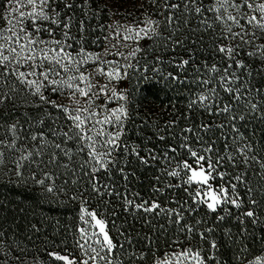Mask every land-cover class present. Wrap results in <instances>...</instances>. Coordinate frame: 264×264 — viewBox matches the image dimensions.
I'll return each mask as SVG.
<instances>
[{"label": "snow or ice", "instance_id": "1", "mask_svg": "<svg viewBox=\"0 0 264 264\" xmlns=\"http://www.w3.org/2000/svg\"><path fill=\"white\" fill-rule=\"evenodd\" d=\"M145 7L152 11L144 12ZM139 9L141 18L128 24L100 23L91 29L106 33L94 41L107 42L101 55L84 47L85 36L90 30L89 18L102 19L103 14L112 11V0H8L0 17L5 23L0 27V105L7 106L12 101L14 106L17 86L22 85L38 98L37 107L49 105L63 113L64 119L61 122L59 116L48 113L51 123L47 132L26 135H21L23 125L19 121L9 124L0 136V169H7L21 180L28 171L44 193L56 197L69 184L77 186L71 199L82 202L79 220L83 226L76 229L79 239L75 243L83 257L77 260L49 251L48 256L55 261L123 264L121 252L127 254L129 264L145 259L143 250L128 251L133 247L131 232L120 233L124 243L114 242L110 232L116 228L115 222L110 228L102 214L88 207L92 199L100 198L109 204L113 199L120 200L124 213L142 221V227L166 231V224L158 223L163 217L184 240L192 242L198 237L199 241L209 243L207 252L199 243L191 247L181 245L179 251L154 264H221L214 254L219 245L215 239L209 240L219 227L216 221L232 217L235 209L234 218L242 225V233L247 232L249 222L264 225V218L257 213L258 208L264 207V155L259 154L264 148L257 149L256 142L241 131L252 124L253 136L256 125L264 132V42L258 43L264 41V0H140ZM194 20L198 21L195 27L191 25ZM209 30L213 33V50L221 55L222 66L196 63L197 46L203 41V35L198 33ZM142 40H159L164 48L173 52L180 49L187 58L177 54L169 59V66L175 71L165 72L156 66L164 63L162 54L154 56L150 67L147 62L140 66L136 57L144 50ZM108 55L114 58H104ZM115 57L122 58L123 64ZM129 70L141 73L137 79L145 87L160 80L169 84L196 83L200 90L188 99L187 109L189 113L207 114L209 119L181 128L179 133L174 131L176 119L165 121L162 126L156 123L146 141L153 137L160 142L177 140L163 150L129 144L124 137L126 122L131 119L130 93L121 87L130 79ZM183 73L188 75L182 78ZM46 90L66 96L71 106L46 96ZM101 100L102 103L98 102ZM112 103L117 106L110 108ZM153 119L149 113L141 121L142 126ZM37 123L45 122L41 119ZM217 131L218 139L224 140L220 150L208 135ZM180 150L187 158L177 159ZM130 156L145 167L162 165L153 178L154 196L182 188L186 198L169 200L167 204L175 205L169 207L158 199H144L139 193H132L129 183L135 172L127 170L132 163L127 159ZM50 166L64 170L65 178L59 186ZM241 166L244 170L239 174L225 170ZM114 173H119L125 182L122 186L115 181ZM173 179L177 183H172ZM217 179L223 183L214 185ZM193 185L196 187L192 188ZM202 207L216 214L211 226L207 220L195 219ZM202 224L205 227L201 228ZM225 235L232 238L230 230ZM144 239L151 242L150 236ZM173 242L179 243L175 238ZM249 264H264V256H257Z\"/></svg>", "mask_w": 264, "mask_h": 264}, {"label": "trees", "instance_id": "2", "mask_svg": "<svg viewBox=\"0 0 264 264\" xmlns=\"http://www.w3.org/2000/svg\"><path fill=\"white\" fill-rule=\"evenodd\" d=\"M7 2L8 0H0V17L5 13ZM139 2L140 0H112V10H116L123 16H130L129 13H131V16H135L140 10ZM195 23L198 22L194 20L191 25L195 27ZM198 35H203V41L197 46L196 63L202 65L203 61H208L212 57L211 54L214 51L213 41L210 38V32L198 33ZM161 54L164 63L156 66L165 72L175 71L174 67H167L171 57L179 54L187 58V55L180 49H176L175 52L170 51L163 47L161 41L155 40L149 42L146 46L144 45L140 66L145 65L147 62L150 67L154 56ZM129 72L130 79L127 80V84L130 93L132 119L126 122V136L124 137V139L128 138L126 141L129 144H139L142 148L155 147L157 150H163L168 144H176L177 140L169 138L160 142L153 137L150 142L146 141L145 138L155 131L154 125L156 123L162 126L165 121L176 119L178 124L174 131L179 133L181 128L205 121L204 113L200 111L189 113L187 109L188 95L193 83L186 85L169 84L160 80L154 86L149 84L145 87L144 82L137 79L141 75L140 72L133 73L131 70ZM148 75L152 76V73L149 72ZM186 75L188 74L183 73L182 78ZM154 79L157 78L154 77ZM188 79L191 81L192 77L189 76ZM17 87L18 91L15 94L14 106L12 101L8 102L7 106L0 105V110L3 112V118L0 119V136L4 134L9 124L16 121L23 125L21 135L41 130L47 132V126L51 123L48 113H51L53 117L59 116L60 121L63 122V113L54 108L52 109L49 105L37 107L39 104L38 98L33 97L26 87L22 85ZM150 108H153V113H151ZM149 113L152 114L154 119L147 126H142L141 121ZM185 116L188 119H185ZM41 119L44 120V125L37 123ZM252 128L253 125L250 124L247 129H241V131L250 135L251 139L256 142L257 149L264 148V139H261V137H264V132H261L260 126L256 125V132L253 136ZM208 135L216 141L215 147L218 150L223 149L224 140L218 139V131L215 135L212 133ZM207 138L206 136L205 139ZM17 143H20V141ZM196 146L199 147V145ZM72 147L75 148V145L73 144ZM180 151L181 155L177 159L187 158L183 150ZM144 154V152H141V155ZM259 154L264 155V151ZM80 158L77 157L78 160ZM127 159L132 161L127 166V170L135 172V177L130 178V191L142 195L147 194L151 191L154 183L153 178L157 175L158 167H155L156 165L153 167L142 166L136 161L135 157L130 156ZM49 170L56 172V183L59 186L65 178L64 170L52 166ZM225 170L229 173L239 174V171L244 169L241 166L239 169L226 167ZM113 177L119 185L122 186L125 183L119 173H114ZM253 182L255 183V179ZM221 183L223 182L219 179L213 182L214 185ZM76 187L69 184L67 190L61 191L59 196L56 197L44 193L41 187L32 181L30 172L26 171L23 180H21L12 175L7 169H0V233H2L0 240L4 241V244L0 243V264H63L62 261H55L49 257L47 254L49 251H58L61 254H77L73 256L78 260L83 257V253L76 247L75 243L79 239V233L76 229L80 226L78 222L82 207L80 199H71L76 192ZM120 190L123 191V188L121 187ZM240 191L243 194V186H240ZM90 203L92 204L90 209L97 210L99 214H102L108 221L110 228L111 223L115 222L116 228L110 232L114 242L124 243L123 237L120 235L121 232L132 233L133 247L135 243L141 245L140 247L136 246L135 250L138 249V253L141 250L146 253L145 259L137 261V264H154L156 260L165 258L166 255L154 254H161L163 247L170 243L175 230L173 227L166 225V231H160L158 228L150 229L147 226L142 227V221L133 220L131 216L124 213L121 201L118 199H113L112 203L109 204L100 198H95ZM113 209H115L114 214H112ZM202 210H205L204 220H207L208 226H211L215 221L216 214L210 213L207 208L203 209L202 207ZM257 213L264 218V207L258 208ZM236 214L237 210L233 209L232 217L224 222L216 221L219 227L209 238V240L215 239L219 245V251L214 254L221 264H237L238 262L249 264V255H255L258 249L264 248V225L249 222L247 232L242 233V225L234 218ZM203 227L205 225L201 226V228ZM228 230L231 231V239L225 235ZM146 235L151 237V242L144 239ZM190 243V246L199 243L206 252L209 248V243L199 241L198 237ZM125 247H128L127 244ZM241 249H244V251L241 252ZM128 251L130 252V248H128ZM240 255H248L246 256L248 259L243 260L246 257ZM239 256L241 259L237 258ZM120 260L123 261V264H129L127 254L124 252L120 253Z\"/></svg>", "mask_w": 264, "mask_h": 264}, {"label": "rangeland", "instance_id": "3", "mask_svg": "<svg viewBox=\"0 0 264 264\" xmlns=\"http://www.w3.org/2000/svg\"><path fill=\"white\" fill-rule=\"evenodd\" d=\"M206 2H207V0H206ZM27 10V9H26ZM143 11L144 12H148V11H152V9L149 7H147V8H145V9H143ZM141 16H142V12H141V10H139L137 13H136V15L135 16H128V15H121L119 12H117L116 10H112V11H108L107 13H105V14H103V17H102V19H91V18H89V33L85 36V41H86V43L84 44V47L85 48H87V50L88 51H90V52H93V53H101V55H103V53H104V47L106 46V43L107 42H103V41H101V42H97V43H94V41L96 40V37L99 35V36H103L104 34H106V33H101V32H99V31H91V29H95L96 27H97V25L98 24H100V23H103V24H105V25H115L117 22H119V23H121V24H128V23H130L132 20H135V19H137V18H141ZM196 22H198V21H196ZM196 24V23H195ZM5 26V23H4V21H3V19L2 20H0V27H4ZM208 32H210V38H211V40L213 41V33H212V31L211 30H209ZM207 32V33H208ZM73 33L74 34H77V30H76V28H73ZM57 37L59 38V33L57 32ZM44 38L45 39H47V34L45 33L44 34ZM150 41H148V40H142L140 43L142 44V45H147L148 43H149ZM261 42H264V41H258V43H261ZM112 43H116V41L115 40H113L112 41ZM77 47H79V45H77ZM122 51H124V52H127V49L126 48H123V49H121ZM249 49L245 46V48H244V51L245 52H247ZM143 52V51H142ZM142 52L141 53H139L138 55H137V57H136V59H141V57H142ZM211 59L210 60H208V61H203L202 62V65H203V63H205V62H207L209 65H211V64H213V63H217L219 66H222V62H221V55L220 54H218L217 52H215V51H213L212 52V54H211ZM104 58H106V59H109V60H111V59H113L114 57L112 56V55H108V56H106V57H104ZM115 59H117V60H120L121 61V64H123V60H122V58H120V57H115ZM131 62H135V61H131ZM167 67H170L169 65H167ZM92 70V68L91 67H89V71H91ZM98 79H100V81H101V83H103L104 82V80H103V78L102 77H98ZM121 87L122 88H125L127 91L129 90V88H128V84H127V81H125L122 85H121ZM200 89L197 87V85H196V83H193L192 84V88H191V91H190V93H189V95H188V97L190 98V97H193L194 96V94L195 93H197L198 91H199ZM46 96H50V98L51 99H54V100H57V102L58 103H60V102H62V103H64V104H66V105H69V106H71L70 105V102H69V100H68V98L66 97V96H61V95H58V94H52L50 91H45V93H44ZM222 95H223V93H221ZM98 102H100V103H102V100L101 101H98ZM119 103H122V102H119ZM117 106V103H112V104H110L109 105V107L111 108V107H116ZM128 107H129V111H131V102L129 103V105H128ZM47 109H49V108H47ZM53 109V108H52ZM151 110V113H153V108H150ZM131 119H132V117H131ZM209 119V117L207 116V114H205V121H207ZM217 119H219V118H217ZM243 132V131H242ZM218 133H219V131H218ZM245 133V135L246 136H249L250 137V135L249 134H247L246 132H244ZM251 138V137H250ZM127 140H128V138H126ZM156 166L155 167H158V169L159 168H161L162 167V165H160V164H155ZM159 174V172H158V170H157V175ZM168 179H171V178H168ZM216 181V180H215ZM154 183H155V181H154ZM153 183V184H154ZM172 183H177V180H175V179H173L172 180ZM161 187L163 186V185H160ZM196 187V185H193L192 186V188H195ZM140 197H142V198H144V199H149V198H153V199H158V200H160L161 202H164L165 204H167V202L169 201V200H176V199H184V198H186V194H185V192L183 191V189L182 188H180V189H175V190H168V191H166L163 195H161V194H159V193H157L155 196L153 195V188H151V191L150 192H148L147 194H140ZM96 199H99V198H96ZM189 203H191V201H189ZM91 203L89 202V205H88V207L90 208L91 206H92V204L90 205ZM167 206H169V207H175V205L174 204H167ZM204 209V208H203ZM81 214V213H80ZM205 214V210H202V208L200 209V211H199V214L198 215H196L195 216V219L196 220H204V215ZM190 222H193L194 223V220H192V221H190ZM79 225L80 226H83L82 224H81V222H80V220H79ZM158 223H160V224H166L167 226H170V227H173L171 224H168L165 220H164V218L163 217H161V218H159V221H158ZM201 226H204L203 224L201 225ZM174 228V227H173ZM175 229V228H174ZM174 238H175V240L176 241H179V243H174L173 242V240H174ZM0 243L1 244H4V241H2V240H0ZM181 245H183L184 247H191L190 245H191V243L190 242H188V241H186V240H184V238H183V236L182 235H180V234H178L175 230H174V233H173V235H172V237H171V241H170V243H168L166 246H164L163 247V249H162V251L160 252L161 254H154V255H168V254H170V253H172V252H174V251H179L180 250V247H181ZM1 246H3V245H1ZM136 246H141V245H137V243H135V246L134 247H132V248H130V252L131 251H136L137 253H138V249L137 250H135V247ZM140 249V248H139ZM64 254H66V255H70V258H72V257H74L73 255H77V254H72V253H64ZM241 257H246V256H248V255H240ZM239 256V257H240ZM257 256H264V248H260V249H258L257 251H256V253H255V255H249V261L251 262V261H254L255 260V258L257 257ZM76 258V257H75ZM77 259V258H76ZM248 258L246 257L245 259H243V260H247ZM78 260V259H77ZM237 264H240V262H238Z\"/></svg>", "mask_w": 264, "mask_h": 264}]
</instances>
